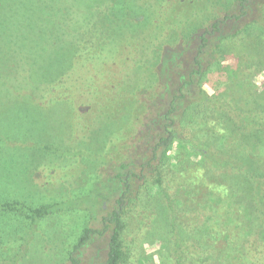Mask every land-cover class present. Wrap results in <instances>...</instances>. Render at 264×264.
Masks as SVG:
<instances>
[{
    "label": "trees",
    "instance_id": "trees-1",
    "mask_svg": "<svg viewBox=\"0 0 264 264\" xmlns=\"http://www.w3.org/2000/svg\"><path fill=\"white\" fill-rule=\"evenodd\" d=\"M193 3L191 0V7L196 6ZM224 7L221 13L211 14L213 19L204 26L206 18L191 13L193 10L170 14L168 4H160L159 0H0V73L10 80V86H16L19 97L27 95L31 84L30 100L38 107L69 102V96L75 97L76 79L91 58L97 57L104 64L107 58L115 60L124 55L127 59L122 60L125 65L119 69L122 79L112 84L118 93L123 85H129L124 89L127 94L118 96L129 112V127L122 138L129 136L130 140L120 143L123 153H118L115 144L108 146V151L115 153L106 156L112 173L78 198L96 221L99 217L101 229L85 228L72 253L77 254L90 241L91 233L108 231L104 263L123 264V219L131 215L135 203L164 197L167 204L162 208L163 215L171 226L178 264L190 262L186 245L194 229L198 238L201 231L213 242L224 243L225 253H217L212 264H264V179L260 178L264 173V87L259 94L261 101L254 99L255 105L244 109L238 105V112L231 115L223 110L227 98L224 94L218 96L224 86H214L212 77L206 79L204 83L213 89L209 94L199 84L201 74L210 66L214 68L206 76L223 73L217 64L218 49L247 25L240 28L238 21L258 17L264 22V0H230ZM228 50L233 54H227ZM228 50L221 49L223 60L235 58L234 50ZM67 73L70 77L65 79L68 86L64 91L58 85ZM90 75H82L88 77L85 83ZM138 75L147 76L144 79ZM237 78L236 71L227 80L236 79L238 84ZM257 92L256 87L250 90ZM82 93L93 97L87 85ZM205 101L211 102L213 110L202 123L204 133L199 139L191 134L200 127L187 131L180 119L195 123L187 117L193 113L188 105ZM179 104H183L182 110ZM235 137L238 156L233 153ZM174 142L176 148L170 151ZM239 144H246L244 150ZM191 166L199 174H192ZM229 167L238 172L237 207L233 202L235 190L229 191L224 183L215 181L224 177L215 172ZM199 169L202 175L195 171ZM72 202L32 206L16 199L0 200V213L17 214L34 225L73 207ZM104 204L110 206L105 212ZM206 211L213 214L206 215ZM204 214L202 228L198 221ZM245 225L249 231L253 226L257 229L261 242L250 241L242 246V252L236 251L235 244L248 237ZM31 234L20 251L10 259L0 258V263L15 264L25 255ZM202 257L198 256L205 263ZM71 260L72 264L78 263L73 255Z\"/></svg>",
    "mask_w": 264,
    "mask_h": 264
},
{
    "label": "rangeland",
    "instance_id": "rangeland-1",
    "mask_svg": "<svg viewBox=\"0 0 264 264\" xmlns=\"http://www.w3.org/2000/svg\"><path fill=\"white\" fill-rule=\"evenodd\" d=\"M229 1L194 0L193 4L196 6L191 7V0H159L160 4H168L170 14L193 10L191 13H197L202 19L206 18L204 26L213 19L210 15L221 13L223 9L220 8H223L224 4L226 8ZM171 6L173 9H170ZM162 12L161 16L164 19L165 12ZM252 19L253 17H249L245 21H238L240 28L247 25L236 37L225 45L223 43L218 49L217 64L221 65L223 73L217 72L216 75L206 76L205 74L214 68L210 66L211 69L204 70L206 72L201 74L200 80L198 79L199 84L201 83L202 88L207 89L209 94H212L213 89L204 83L206 79L212 77L214 86L216 84L219 87L224 86L218 96L224 94L227 98L228 102L223 110L229 111L231 115H234L233 111L238 112V105L244 109L248 105L254 106V99L257 102L262 99L259 94L264 87V22L262 18ZM162 31L166 33V28ZM260 34L263 36L260 37ZM112 43L114 45L115 42ZM228 47L234 50L235 58L223 60L220 51L223 48L226 51ZM229 52L233 54L230 50L227 54ZM96 58L86 61L87 68L78 75L74 84L75 97L70 99L69 96L67 99L69 102L48 103L49 105L43 107L31 103L30 93L33 91V86L30 88L31 84L27 88V95L19 97L16 94V86H10V80L0 73V200L16 199L32 206L73 200L71 203L73 207L51 214L34 225H30L29 220L17 214L1 212L0 258H12L23 248V241L31 232L29 249L15 264H72L71 255L78 259L77 264H105L108 231L102 234L99 231L91 233L90 241L77 254L72 253L73 246L85 228L101 229L99 217H96L95 213L96 221L90 214L91 211L85 209V202L82 203L78 198L84 197L94 183L104 175L112 173L106 156L110 157L115 153L109 152L108 146L115 144L119 147L123 140L126 143L130 140L129 136L122 138L124 131L129 127L127 117L129 112L125 103H120L118 96V94L125 96L127 92L124 89L129 88V85L128 83L123 85L124 89L121 88L118 93L112 84L117 78L122 79L119 69L125 65L122 60L126 58L124 55L115 60L107 58L105 64ZM117 62L120 66H117ZM236 71L238 84L236 79L227 80V77L234 75ZM85 73L91 74L90 81L86 83L84 78L88 77H82ZM134 75H137V72L133 73ZM138 76L145 79L147 75ZM68 77L69 73L62 76L63 83L58 85L59 89L67 90L65 79ZM85 85L93 92V97L82 93ZM253 87L257 88V93H250ZM238 95L241 98L239 102ZM210 103L208 101L189 103L188 109L193 113L187 117H191L195 123H187L184 121L185 117L180 119L187 131L198 127L202 130V123L206 122L213 110ZM182 106L183 104H179V109L182 110ZM214 108L220 109V105H215ZM179 128H182L181 124ZM201 130L192 132L191 136L201 139L203 137ZM234 142L233 153L234 156H238L236 137ZM244 145L246 147V144L241 146L239 144L241 149ZM175 146L176 142L172 144L170 151L174 150ZM122 149L119 147L118 153H123ZM190 169L192 174H199L193 171L194 167L191 166ZM195 171H200L201 175L203 173L200 169ZM237 174L238 172L230 167L215 172L217 176H224L215 180L216 182L224 183L229 191L235 190L233 197L235 207L238 206ZM260 178L264 179L263 172ZM166 204L162 197L141 201L135 203L134 207L131 206V215L123 219L125 226L120 234L125 257L123 264H178L174 256L175 241L171 226L163 215L165 211L162 208ZM109 207L104 204L106 208L104 212ZM205 213L209 216L213 214L212 211ZM206 215H202L198 221V225L202 223V228ZM244 229L248 237L235 244L236 251L242 252L244 250L242 246L250 241L261 242L254 226L250 231L246 225ZM196 230L190 234L186 245V249L190 251L189 264H212L211 261L216 258L217 253L222 255L225 253L224 243L219 240L213 242L201 231L198 238ZM243 233L241 230L240 235ZM200 254L204 261L207 260L205 263H201L202 259L198 258Z\"/></svg>",
    "mask_w": 264,
    "mask_h": 264
}]
</instances>
